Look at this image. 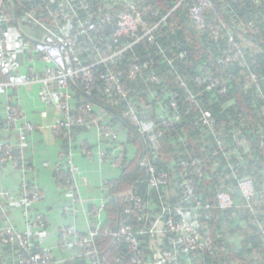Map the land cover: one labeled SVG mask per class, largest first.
<instances>
[{"label":"trees","instance_id":"trees-1","mask_svg":"<svg viewBox=\"0 0 264 264\" xmlns=\"http://www.w3.org/2000/svg\"><path fill=\"white\" fill-rule=\"evenodd\" d=\"M83 1L89 3L92 9L98 10L100 7L101 11L111 8V3L114 4L111 8L113 12H119L123 7L125 9L120 0ZM5 2V13L13 14L15 9L18 16L37 3L48 4V0H23L22 5L16 0ZM193 3V0H145L140 3L139 8L146 11L143 20L147 22V26L141 24L139 36L156 25L154 34L157 35V44H151L147 36H144L124 50L122 57L110 67L119 72L128 97L124 98L119 93L112 97V94L105 91L99 76L101 71L107 69L106 66L95 69L98 80L91 87V94L85 92V87L84 90L81 86L72 89L76 95L73 98L74 104L79 106L90 103L96 111L103 109L107 115L104 122L119 133L121 143L125 145V159L118 167L119 174L105 179V206L96 238L100 250L99 259L104 264H133L127 256L128 245L106 236L104 231L107 227L116 228L119 222L126 221L135 231H139L154 223L156 215L163 211L162 204L169 207L193 205L192 202L183 201L181 173L182 162H191L194 158L200 160L202 169L201 176L193 172V167L188 169L195 180V199L203 203L197 222L199 231L212 241V248H193L185 252L184 245H180L181 252L176 263L264 264V0H214L213 5L206 10L208 23L216 25L223 21L227 25L226 29L219 30L218 33L209 29L201 31L192 24L189 10ZM49 6L52 9L58 8L57 3H49ZM67 13V19L73 27L72 32L76 33L83 22L90 18L83 6L77 7V14L74 16H71L70 11ZM37 18L45 26L55 28V23L49 16L37 14ZM12 22L14 19L10 23L0 22V35ZM115 28V22H109L104 25L100 34L93 31L77 35L86 47L84 62L88 63L89 57L93 55L90 50L91 38L102 37L103 41L99 42L113 51L123 50L134 40L123 37L115 42ZM230 33L234 34L237 45L229 43ZM182 51L187 53L184 59L180 58ZM235 55H238L236 60L232 59ZM22 57L26 59V56H21V59ZM134 63L148 64V67L137 78L132 79L128 71ZM250 74H255L257 80L248 79ZM197 77H202L203 81L199 82ZM209 77L217 82L213 89L207 87ZM4 78L6 79V75H0V79ZM223 86L227 87L225 93L220 92ZM190 93L196 96L199 107L212 112L216 122L215 129L202 123L201 109L189 100ZM6 104L7 99L3 106ZM130 105L134 106L142 125H136L129 116H125ZM2 107L0 144L11 146L17 142L16 134L2 130L7 124ZM164 110L167 116L178 114L179 120L172 125L169 133L156 136L159 115ZM144 127L146 128L143 129ZM79 131L85 133L87 143H95L88 136L93 132L85 124L76 125L72 128L73 140H70L74 147L80 143L75 139L76 132ZM3 133L9 137H2ZM241 140H245L246 145L240 144ZM13 152L15 159L1 162L0 158V167L14 166L21 169L23 161L17 154V149ZM144 155L149 157L158 170L169 172L170 182L167 186L160 189L150 186L148 170L140 164ZM26 162L31 167L27 156ZM55 176L60 183L64 181V185L68 186L66 182L69 172L64 165L55 172ZM246 177L252 178L256 184L257 195L253 206L219 209L216 197L223 189L233 192L238 203H244L238 191V182ZM29 180V184H32L33 179ZM19 190L22 195L21 187ZM133 194L144 202H153L155 207L144 212L142 220L133 213L125 212L126 201ZM130 204L134 207L133 202ZM5 206L6 199H0V210H4L5 217L0 216V224H13L6 216ZM94 207V203L87 204L90 211ZM33 211L42 216L43 225L39 228L50 230L55 243H59L62 237L63 225L75 220L84 221L81 215L75 217L61 211L64 220L56 226L51 224L47 212L37 207ZM174 216L179 218V212H174ZM19 228L21 227L17 228L19 231L24 232L25 223L23 229ZM82 228L85 229L84 224ZM159 235L164 236L162 244L157 242ZM137 236L148 257L154 259L163 250L175 248L171 239L176 238L177 234L167 231L164 234L145 233ZM32 241L36 242L35 239ZM60 248L54 251V260H61V264L84 263L82 258H71L69 250ZM59 250L61 252L58 255ZM19 251H22L19 243L6 244L0 240V264H18L16 257Z\"/></svg>","mask_w":264,"mask_h":264},{"label":"built area","instance_id":"built-area-1","mask_svg":"<svg viewBox=\"0 0 264 264\" xmlns=\"http://www.w3.org/2000/svg\"><path fill=\"white\" fill-rule=\"evenodd\" d=\"M22 5L23 0H16ZM145 0H120L121 5H125L121 11L113 12L111 8L114 4L105 10L95 8L83 0H48V4L37 3L30 10L23 12L21 16L16 15L15 9L13 14L5 13L7 8L5 0H0V22L10 23L7 29L0 35V75H6V79H0V95L6 96L7 104L5 113L7 124L5 128L16 132L17 143L11 146L0 144L1 162L15 159L14 149L23 161L21 167V189L22 195L20 205L25 223V231H19L13 224H0L1 243H19L22 251L18 252L16 261L18 264H61V260H54V251L63 247L71 252V258H82L83 264H104L99 259L100 250L96 244V238L99 235L101 220L103 217V208L105 206L104 197L99 204L96 201L83 196L76 183L72 182L71 174L76 173L77 168L74 163L76 156L73 140L72 128L76 125H86L91 132L96 134L95 143L80 141L78 144L79 154L96 153L100 163L111 161L115 167H120L125 159V145L121 143L119 133L109 124L105 123L107 119L103 109L96 111L92 104L87 103L76 106L73 98L72 89L78 86L85 87V92L91 94V87L95 86L98 78L95 77V69L99 66H106L107 69L101 71L99 79L103 81L105 91L112 94L128 97V91L122 85L119 72L111 69L116 61L122 57V52L130 48L134 43L139 42L144 36H147L151 44H157V35L154 34V27L148 28L142 36H139L141 24L147 26L143 20L145 10L139 8L140 3ZM184 0H180L183 2ZM194 3L189 10V18L194 26L199 30H211L218 33L219 30L226 29V23L223 21L216 25L207 21L206 10L213 5L214 0H193ZM259 0H256L258 2ZM49 3H57L58 8L52 9ZM83 6L89 12L90 18L85 20L78 29L77 33L68 20V11L72 12L71 16L77 14V7ZM99 6V5H98ZM123 6V5H122ZM37 14L49 16L55 23V28L51 29L45 26L38 18ZM109 22H115L116 28L113 33V40L118 42L123 37L134 38L121 51L106 49L102 37L91 38L90 50L93 52L89 57L88 63L83 61V53L86 50L84 43L80 42L78 34L95 31L97 34L103 30L104 25ZM72 32V33H71ZM90 36V35H89ZM230 43L237 45L234 38H230ZM26 56L22 57L21 56ZM187 53L182 51L180 58H186ZM238 55L232 57L236 60ZM30 64H29V63ZM148 67V64L139 65L134 63L129 68V76L132 79L137 78L141 71ZM157 79V78H155ZM248 79L256 81V75L250 74ZM199 82L203 81L202 77H197ZM40 83L42 85L41 98L44 101H51L58 108L60 113L57 122L54 125V131L58 136H62L68 142V149L63 152L60 162L57 164L56 172L61 165H64L69 172L67 187L71 195L70 203L62 205V211L73 216H82L83 222L75 220L73 223L65 224L62 227V237L59 243L54 242L53 233L48 229H41L43 225L42 216L33 211L35 205L45 198V194L38 189L36 182L30 183L33 169L28 167L26 162V148L29 146V135L37 128L36 124L27 119L23 114L20 105L10 96V91L24 85ZM185 86V82H181ZM216 81L209 77L208 88L213 89ZM227 87L220 89L225 93ZM189 100L195 107H199V102L195 95L190 93ZM149 108L150 106H146ZM201 109L202 123L215 129V118L212 112L207 109ZM136 125L141 124L137 112L133 105L125 112ZM156 136H162L169 133L172 125L179 120L178 114L168 115L165 110L159 115ZM142 125V124H141ZM144 127L143 129H145ZM148 128V127H147ZM119 142L120 144H113ZM107 143V144H106ZM246 145L245 140L239 142ZM70 145V147H69ZM230 153V152H229ZM140 164L147 168L149 176L148 183L150 186L160 189L167 186L170 182V174L165 170H158L151 162L147 155L140 160ZM183 171L181 173L182 197L186 203L192 202L191 207L185 205H176L169 207L164 204L163 211L156 215L154 223L145 229L135 231L133 226L126 221H121L116 228L107 227L104 231L106 236L113 237L114 241H124L128 245L127 256L133 264H173L176 263L177 256L180 254V245H184V251L187 252L193 248L201 250H210L212 241L205 237L199 231L197 217L200 216V209L203 207L201 201L195 199V180L188 171L193 167V172L201 176L202 169L200 160L194 158L188 162H182ZM64 183V181L62 182ZM106 190V181L103 182L102 191ZM238 191L242 196L244 203H238L235 196L227 190H220L217 193V205L219 209L228 210L233 207L253 206L254 198L257 195L256 184L252 178H242L238 182ZM8 198L9 192H0V197ZM125 205V212L135 214L139 220L144 219L145 213L153 208V202H144L139 196L130 195ZM133 202L134 207L130 204ZM94 203L92 211L87 208V204ZM189 207V208H188ZM174 212H179L180 217L176 219ZM168 214V215H167ZM7 216V215H6ZM85 225L83 229L80 224ZM174 232L176 238H172L174 244L173 250H163L158 253L154 259L148 257L147 252L142 248L140 238L137 234L149 233L152 235L164 234V232ZM35 239L36 242H33ZM61 249V248H60ZM52 256V257H51ZM177 264V263H176Z\"/></svg>","mask_w":264,"mask_h":264},{"label":"crops","instance_id":"crops-1","mask_svg":"<svg viewBox=\"0 0 264 264\" xmlns=\"http://www.w3.org/2000/svg\"><path fill=\"white\" fill-rule=\"evenodd\" d=\"M41 90L42 85L34 83L11 90L10 96L19 103L26 118L37 126L36 130L29 135L27 158L34 171L33 179L38 188L45 194V198L37 203L35 207L47 212L51 224L58 226L64 220L61 215L62 205L68 203L71 199L69 187L65 186L64 183H60L55 176L56 166L60 162L63 152L67 151L68 142L55 133L54 125L60 113L53 102L42 100ZM5 99L4 95H0V113ZM5 106L2 107L4 113ZM1 136L4 138L9 137L6 133L1 134ZM88 136L92 138L91 140L97 141L96 134L91 133ZM85 138L84 132H76L75 139L78 142L86 141ZM88 143L91 144V142ZM91 151L92 149H89L87 153L79 154L78 145L75 147L74 163L77 171L71 174V177L72 182L77 184L83 196L95 200L96 204H99L104 197L102 186L107 177L103 171L104 163H100L96 153L89 154ZM21 177V172L17 167H0V189L11 194L10 197L6 198L5 213L17 228L21 227L19 229L24 228L20 205L21 191L19 190ZM153 208H155L154 205ZM0 211V216L5 218L4 210ZM80 226H82V223ZM159 236L157 242L162 244L164 236ZM158 250H161V248H158ZM60 252L61 250L57 254L59 255Z\"/></svg>","mask_w":264,"mask_h":264},{"label":"rangeland","instance_id":"rangeland-1","mask_svg":"<svg viewBox=\"0 0 264 264\" xmlns=\"http://www.w3.org/2000/svg\"><path fill=\"white\" fill-rule=\"evenodd\" d=\"M233 37L234 38V34L233 33H230L229 34V43H230V38ZM235 40V38H234ZM232 44V43H230ZM213 115V114H212ZM103 171L105 172V176L107 178L109 177H114V176H117L119 174V171L120 169L119 168H115V166L112 165L111 161L107 160L105 161V163L103 164ZM226 190V189H225ZM228 191V190H227ZM230 193H232L234 195L233 192L231 191H228Z\"/></svg>","mask_w":264,"mask_h":264},{"label":"clouds","instance_id":"clouds-1","mask_svg":"<svg viewBox=\"0 0 264 264\" xmlns=\"http://www.w3.org/2000/svg\"><path fill=\"white\" fill-rule=\"evenodd\" d=\"M6 114V113H5ZM2 130L3 131H5L6 133L7 132H12V133H15L16 134V132L15 131H12V130H8V129H6L5 128V125L2 127ZM16 138H17V136H16ZM17 143V142H16ZM27 149H28V147L26 148V151H27ZM27 153V152H26ZM26 156H27V154H26ZM31 169H32V167H30ZM21 170V169H20ZM56 172V171H55ZM32 179H33V176H32ZM35 180L33 179V182H34ZM0 192H2V193H4V190H0ZM0 199H6L4 196H2V197H0ZM7 215V214H6ZM8 216V215H7Z\"/></svg>","mask_w":264,"mask_h":264}]
</instances>
